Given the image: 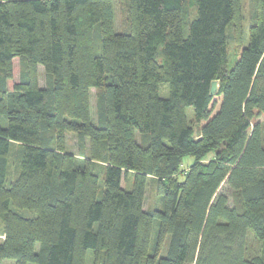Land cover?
Returning a JSON list of instances; mask_svg holds the SVG:
<instances>
[{
    "label": "trees",
    "instance_id": "obj_1",
    "mask_svg": "<svg viewBox=\"0 0 264 264\" xmlns=\"http://www.w3.org/2000/svg\"><path fill=\"white\" fill-rule=\"evenodd\" d=\"M255 9L245 46L242 0H127L125 34L113 0H0V264H87L90 250L94 264H264V0ZM152 180L162 209L147 211Z\"/></svg>",
    "mask_w": 264,
    "mask_h": 264
},
{
    "label": "rangeland",
    "instance_id": "obj_2",
    "mask_svg": "<svg viewBox=\"0 0 264 264\" xmlns=\"http://www.w3.org/2000/svg\"><path fill=\"white\" fill-rule=\"evenodd\" d=\"M114 1V13H115V31L117 33H128L130 31V26L128 24V14H127V0H113ZM243 6V30H244V44L247 46L249 41V29L255 23V0H242ZM186 18L191 20L195 14L193 8H187ZM190 32L189 25H185V35L187 36ZM234 26L230 25L227 28V35H228V62H227V69L230 70L235 65L236 61L238 60V46L234 41ZM95 48L99 51L100 48V36H99V27L95 28ZM25 61L20 58H16L13 62V78L8 80L7 87L10 91L13 90V87L16 83L20 82L22 77L26 73V66ZM39 84L41 87L50 86L51 80L44 72L43 67H39ZM160 94L163 98H168L170 96V89L168 84H162L160 87ZM216 106L213 108V114H215L220 106L221 98L215 97ZM91 112L93 116V121L95 125H98V110H97V103H96V90H91ZM187 115L190 121L194 120V109L192 107L187 108ZM54 134L46 130L45 137L46 139H53ZM137 138L140 143L144 146H147L150 142V136H145L142 142V136L140 133L137 134ZM85 142L79 138L76 134L69 133L67 134V147L70 153L78 155V158H81L84 153L87 152L88 146ZM16 161H17V151L13 150L10 160V169L7 179L11 180L15 176L16 171ZM193 162V158L188 157L184 164L181 167V170H186L188 166ZM93 172L96 173L100 177V184H99V194L98 199H102L103 191H104V179L106 169L104 166L95 165L93 166ZM134 184V175L130 174L128 179L123 180V187L130 191L133 188ZM145 209L147 211H153L154 209H162V201L160 202L159 196L157 194L156 183L154 180L150 181L147 187L146 192V199H145ZM26 216H32V212L29 211H21ZM34 215V214H33ZM159 229V225L156 222L154 225L153 230V241L156 238L157 232ZM2 231V223L0 221V232ZM95 263V255L94 251L90 250L88 253L87 264H94ZM5 264H14L13 260H6Z\"/></svg>",
    "mask_w": 264,
    "mask_h": 264
},
{
    "label": "water",
    "instance_id": "obj_3",
    "mask_svg": "<svg viewBox=\"0 0 264 264\" xmlns=\"http://www.w3.org/2000/svg\"><path fill=\"white\" fill-rule=\"evenodd\" d=\"M218 88H219V83L217 81H214L212 83V89H211L212 96H216V94L218 92Z\"/></svg>",
    "mask_w": 264,
    "mask_h": 264
}]
</instances>
